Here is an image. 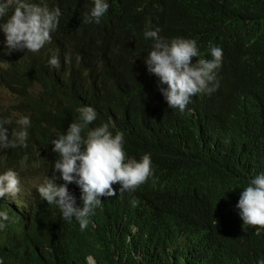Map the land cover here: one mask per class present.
I'll return each mask as SVG.
<instances>
[{"label": "trees", "instance_id": "obj_1", "mask_svg": "<svg viewBox=\"0 0 264 264\" xmlns=\"http://www.w3.org/2000/svg\"><path fill=\"white\" fill-rule=\"evenodd\" d=\"M48 2L62 15L51 43L39 53L7 52L0 32V95L13 100L10 106L0 101V116L31 118L28 147L0 151V165L16 169L22 161L39 160L53 171L52 139L78 117L79 107L90 105L97 112L91 126L108 123L111 131H122L128 156L151 153L153 174L172 187L145 192L162 195L161 202L175 200L165 213L173 225L152 208L137 214L135 207L147 209L148 195L138 205L106 199L108 212L96 234L63 221L56 206L34 211L25 200L0 232V261L53 264L54 255L69 250L70 264H88L89 256L98 264H207L191 261L187 247L207 246L208 238L225 239L219 264H257L264 258V229L244 225L235 206L242 188L264 172V77L250 73L259 61L264 65V0H109L98 24L83 22L91 0ZM156 27L165 38L197 41L208 58L209 45L223 49L220 89L194 97L190 113L171 110L152 83L158 78L147 71L143 58L152 45L143 32ZM52 54L60 57L59 69L47 63ZM232 58L239 66L236 76L229 69ZM112 64L127 72L135 87L106 88ZM115 210L119 214L113 217ZM117 222L109 236V225ZM57 235L59 246L50 251L49 240Z\"/></svg>", "mask_w": 264, "mask_h": 264}, {"label": "clouds", "instance_id": "obj_2", "mask_svg": "<svg viewBox=\"0 0 264 264\" xmlns=\"http://www.w3.org/2000/svg\"><path fill=\"white\" fill-rule=\"evenodd\" d=\"M91 2L92 7L83 17V22L98 24L108 12L109 0ZM61 15L60 7L50 6L48 0H0V32L5 37L6 51L39 53L51 43ZM160 31L159 27L145 28L143 36L151 39L152 46L146 55L141 53L145 56L144 63L148 73L158 78L152 83L158 87L169 108L179 114L190 113L194 97L220 89L217 70L223 67V49L209 45L211 58H208L207 54H201L197 41L183 37L165 38ZM235 58H232L229 69L236 76L239 66ZM47 63L59 69L60 57L52 54ZM252 72L258 73L257 77H264V65L259 61ZM125 84L135 87L130 75L112 64L103 85L115 90ZM76 111L78 117L70 122L66 131L58 132L51 141L53 171L50 172L39 160L22 161L15 164L16 169L11 165H0V232L14 222L10 215L18 212L25 200L30 201L34 211L44 205L56 206L63 221L74 223L81 231L89 228L87 234H96L100 230L108 212L109 202L106 199L112 197L138 205L148 195L144 201L147 209L135 207L137 214L145 215L152 208L154 214L166 219V208L175 200L168 197L161 202L162 195L145 192H160L172 187L153 174L151 153L145 152L139 159L128 156L122 131H111L108 123L91 126L97 112L90 105L81 106ZM30 128L29 115L0 116V151L28 147ZM235 207L244 225L258 226L257 231L264 229V172L254 175L242 188ZM99 211V223H95L93 219ZM118 214L119 210H115L112 216ZM126 221L127 228L133 227L132 221L128 218ZM166 223L173 225L167 219ZM118 224L109 225V236L112 230L114 234ZM168 231L172 241L173 229ZM133 232L136 234V227H133ZM60 240V235L49 240L50 251L56 250ZM224 240L213 243L207 238V246L187 247L191 261L219 264L223 251L220 244ZM171 251L174 254V248ZM38 252L41 253L40 250ZM72 260L69 250L60 251L54 255L53 264H70ZM86 260L88 264H98L95 257L89 256ZM257 264H264V258L259 259Z\"/></svg>", "mask_w": 264, "mask_h": 264}, {"label": "rangeland", "instance_id": "obj_3", "mask_svg": "<svg viewBox=\"0 0 264 264\" xmlns=\"http://www.w3.org/2000/svg\"><path fill=\"white\" fill-rule=\"evenodd\" d=\"M0 101H2L6 106L13 104V100L5 95H0Z\"/></svg>", "mask_w": 264, "mask_h": 264}]
</instances>
